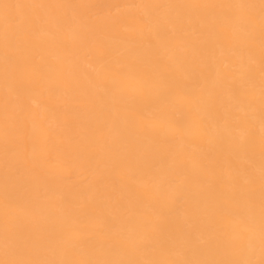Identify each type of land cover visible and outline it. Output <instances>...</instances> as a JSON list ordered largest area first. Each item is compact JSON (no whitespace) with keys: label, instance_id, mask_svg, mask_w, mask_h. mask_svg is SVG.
<instances>
[{"label":"bare ground","instance_id":"obj_1","mask_svg":"<svg viewBox=\"0 0 264 264\" xmlns=\"http://www.w3.org/2000/svg\"><path fill=\"white\" fill-rule=\"evenodd\" d=\"M0 264H264V0H0Z\"/></svg>","mask_w":264,"mask_h":264},{"label":"rangeland","instance_id":"obj_2","mask_svg":"<svg viewBox=\"0 0 264 264\" xmlns=\"http://www.w3.org/2000/svg\"><path fill=\"white\" fill-rule=\"evenodd\" d=\"M118 10L120 11V10H122V8H118ZM118 10H117V11H118ZM114 13H115V12H114Z\"/></svg>","mask_w":264,"mask_h":264}]
</instances>
